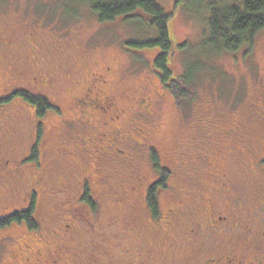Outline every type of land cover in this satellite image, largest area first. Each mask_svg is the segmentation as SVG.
<instances>
[{
    "label": "rangeland",
    "instance_id": "obj_1",
    "mask_svg": "<svg viewBox=\"0 0 264 264\" xmlns=\"http://www.w3.org/2000/svg\"><path fill=\"white\" fill-rule=\"evenodd\" d=\"M158 1L171 14V37L181 46L175 47L170 61L175 77L186 73L191 61L199 69L184 99L158 75L153 65L158 49L125 46L127 38L139 31L122 18L101 22L87 5L76 1L0 0V36L7 34L15 43L5 49L12 58L9 64L0 63V99L26 90L52 106L43 115L36 104L19 96L0 102V217L27 207L30 184L42 177L38 213L52 227L63 220L74 222L78 234L68 242L74 252L91 241V234L98 238L97 230L99 238L109 231V242H102L120 256L118 264L126 263L121 256L124 245L142 244L144 252L137 258L144 264H198L211 252L256 253L254 247L262 252L264 172L252 162L257 160L253 153L264 154V29L252 48L244 45L208 59L200 53V42L211 3L220 0ZM28 68L52 78L50 84L42 87L23 78ZM90 72L108 80L104 91L116 94L123 109L120 118L107 126L97 117L86 124L72 107V96L84 91ZM141 99L152 105V114ZM214 129L230 131L229 138L215 135L207 141ZM102 134H106L103 150L96 158L88 138ZM35 141L42 149L41 164L23 160ZM194 141L203 143L192 145ZM197 151H203L205 159L197 157ZM152 153L168 170L167 187L157 191V218L147 201V187L161 178ZM208 154L228 171L230 190L211 187L221 181L208 178L204 167ZM94 160L101 162L100 171ZM18 167L23 169L20 175L7 170ZM140 178L143 183L138 184ZM85 184L95 209L82 201ZM178 199L191 201L182 209L190 213L204 211L208 200L219 209L228 203L250 216L253 238L244 228L218 233L188 222L187 216L180 220L171 213ZM191 228L195 233H189ZM21 232L30 234L23 225L0 226L5 236ZM13 242L0 247V261L10 246L13 253L20 251L23 243L19 240L12 246Z\"/></svg>",
    "mask_w": 264,
    "mask_h": 264
},
{
    "label": "flooded vegetation",
    "instance_id": "obj_2",
    "mask_svg": "<svg viewBox=\"0 0 264 264\" xmlns=\"http://www.w3.org/2000/svg\"><path fill=\"white\" fill-rule=\"evenodd\" d=\"M31 35L32 37L30 40H34L33 38H35V33L33 31H31ZM8 45H15L13 39H11V37H9L7 34L0 36V57L2 58L0 59V63L7 61V64H9L10 59H12L5 53V49ZM109 69L110 68H108V70ZM22 76L23 78L28 79L29 82L42 87L50 84V80L52 79L49 77L45 78L46 76L35 75L29 68L25 70V73ZM84 82L86 83L84 91L80 94L78 93L77 95L72 96L71 103L73 109H76V112L79 113V116H81L82 119H86L85 123L91 124V121L97 117L98 120L102 121L105 126H107L110 122L120 118L123 109L120 108L117 95L113 93L109 95L110 92L106 93L104 91L108 86V80L105 79L101 74L90 72L84 79ZM140 103L148 113L152 114L153 111L150 108L152 106L151 104L147 103L145 99H141ZM141 129L143 128H139V130ZM229 132L230 131L214 129L208 133L206 138L208 139L207 141H210L212 137L218 135L217 138L222 136L225 139H228ZM105 135L106 134H102L101 136L95 138H88V141L95 148L94 156L96 158L103 150L101 142L104 140ZM232 140L234 141V138ZM237 140H242V138H237ZM198 143L202 144L203 142H191L192 145H197ZM38 144V141H35L32 144L29 154L23 158V160L31 158L33 155L34 146H36L37 160L34 162L41 164L40 155L42 153V149L40 148V145L38 146ZM199 146L202 148L201 145ZM202 152L203 151H197V154L195 153L197 157H201V160L205 159V156L202 155ZM63 153V155H67L64 150ZM253 155H255L257 160L253 161L252 163H254L255 167H257L260 172H264V154H260L258 156L257 153H253ZM206 158L208 161L206 160L204 167H206V171H208V178L221 181V183L211 187L218 189V186L221 185V189L230 190L228 186V171H226L223 166L213 162L211 160L212 156L210 154H208ZM7 160L10 162L9 159ZM93 162L95 170L100 171L98 162L99 164L101 162L97 160H94ZM185 166L187 167L190 165L186 163ZM7 170H10V172L15 171L18 175L23 173V169L19 167L16 169L8 168ZM44 180L45 179L41 177L30 184V192L28 197L29 203L26 209L31 207V203H34V210L32 213L34 220L33 227H29L27 222H25V230L30 234H26L27 236H23L25 232H21L14 236H5V234H0V247L2 245H6L5 243L8 244L10 239L14 241L11 244L12 246H15L14 243L19 240L23 243V246L20 248L18 253H13L14 247L10 246L7 248L6 255L4 259L0 261V264H118L120 256L118 257L112 252H109L106 248L107 244L102 242L103 240L109 242V238L105 235V233L101 232V237L99 238L100 232L97 231L96 235H98V238H96V240L93 238L94 241H91L89 245L85 244L77 248L76 252H74L70 249L68 244L69 239L77 237L78 234L74 222L71 220H69V222L63 220L54 227H52V225L49 226L47 221L45 222L43 216L38 213L41 205L39 196ZM141 183H143V178L139 179L138 184ZM45 185L46 184H44V186ZM85 185L83 186L82 195H84L86 191L87 185ZM151 185L152 184H149L147 187V196ZM59 189H61V187ZM188 203H191V201H188ZM208 203V208H205L204 211L201 212L199 208L196 213L193 211L190 213L189 211L182 210L183 204H185L184 200L178 199L177 204H175L173 209H171V213L180 218V220L183 216H187L188 222H190V220L198 222L204 226L206 225L205 227L211 231L216 229L219 231L218 233L226 229L233 231L237 230L238 228H244V231L253 238L252 227L254 225L247 213H239L238 209H232L228 203L226 204V202L220 209L215 206L213 201L209 202L208 200ZM203 213H205L204 216ZM180 214L182 215L180 216ZM36 215L38 217H36ZM199 215H202V218ZM189 233H195L194 229L191 228ZM262 235L264 236V234ZM187 241L191 242V239H188ZM121 244H123V242H121ZM254 249L256 253H242L241 251L238 253L234 250H228L227 252L221 254H215L214 252H211L207 256H204V258L198 264H264V247H261L262 252L257 250L255 247ZM143 252L144 247L142 244L136 247L124 245L121 249V256L126 257L124 258L126 260L125 264H144V260L137 258L138 256H141Z\"/></svg>",
    "mask_w": 264,
    "mask_h": 264
},
{
    "label": "trees",
    "instance_id": "obj_3",
    "mask_svg": "<svg viewBox=\"0 0 264 264\" xmlns=\"http://www.w3.org/2000/svg\"><path fill=\"white\" fill-rule=\"evenodd\" d=\"M72 3L80 2L97 15L101 22H114L122 18L129 28L138 30L136 36L132 35L125 41V46L133 50H152L158 49V54L154 57L153 65L158 71L165 85L175 91L181 99L186 98L188 89H192L193 76L199 69L188 65L186 73L175 77L170 61L175 56V44L171 37L169 27V14L159 3L158 0H66ZM264 29V0H225L214 1L210 6V14L207 18V28H205V38L201 40L200 53L210 59V56L233 53L242 46L253 47L256 35ZM199 65V64H198ZM206 66L203 63V67ZM202 67V68H203ZM201 68V69H202ZM157 73V72H156ZM187 87V88H186ZM21 97L26 101L36 104L38 113L45 114L47 108H52L49 101L42 96H34L26 90H16L8 98L0 99V102L9 101L13 97ZM195 96V93H194ZM194 99V97H193ZM184 101V100H183ZM140 128H143L141 125ZM38 140L42 139V126L37 127ZM155 167L160 171V180L153 183L150 187L147 201L154 217L159 216V203L157 191L161 187H167L168 170L161 166L157 155L152 153ZM32 162L37 160V147L34 146L33 155L29 158ZM82 201L86 205L95 209L96 203L89 194L86 187ZM29 203V202H28ZM27 203V205H28ZM28 209L22 208L19 211L9 212L8 215L0 217V226L4 228L22 223L26 228L25 222L29 227H33V206L30 204ZM19 225V224H18ZM99 231V230H97ZM109 235L108 232H103ZM91 241L96 240L95 234H91ZM108 237V236H107ZM94 238V240H93ZM90 241V242H91ZM90 242L87 244L89 245Z\"/></svg>",
    "mask_w": 264,
    "mask_h": 264
}]
</instances>
